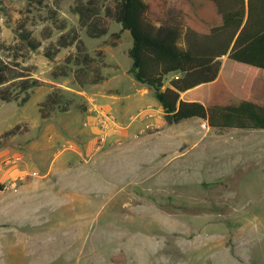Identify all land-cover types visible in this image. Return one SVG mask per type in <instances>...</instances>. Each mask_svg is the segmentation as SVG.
Listing matches in <instances>:
<instances>
[{"label":"rangeland","instance_id":"obj_1","mask_svg":"<svg viewBox=\"0 0 264 264\" xmlns=\"http://www.w3.org/2000/svg\"><path fill=\"white\" fill-rule=\"evenodd\" d=\"M74 4L0 0V56L43 81L24 104L0 100V264H264V129L168 123L130 73V30L92 38ZM73 28L102 51L97 84L74 64L53 75L76 46L46 53ZM53 85L70 106L44 119Z\"/></svg>","mask_w":264,"mask_h":264},{"label":"trees","instance_id":"obj_2","mask_svg":"<svg viewBox=\"0 0 264 264\" xmlns=\"http://www.w3.org/2000/svg\"><path fill=\"white\" fill-rule=\"evenodd\" d=\"M73 11L92 38L106 35L113 22L130 30V73L154 88L168 123L197 117L220 129H264V0H75ZM21 37L31 50L41 46L30 31ZM113 37L117 45L120 33ZM72 45L75 52L53 75H68L74 64L80 86L103 81L102 51L90 54L76 28L46 54L52 57ZM171 74L177 76L167 83ZM42 83L0 56L1 101L24 104ZM69 106L61 87L53 85L40 103L41 116Z\"/></svg>","mask_w":264,"mask_h":264},{"label":"built area","instance_id":"obj_3","mask_svg":"<svg viewBox=\"0 0 264 264\" xmlns=\"http://www.w3.org/2000/svg\"><path fill=\"white\" fill-rule=\"evenodd\" d=\"M103 115H104V119L103 120H105L106 123H109V121L115 123V117L112 114L103 112Z\"/></svg>","mask_w":264,"mask_h":264},{"label":"crops","instance_id":"obj_4","mask_svg":"<svg viewBox=\"0 0 264 264\" xmlns=\"http://www.w3.org/2000/svg\"><path fill=\"white\" fill-rule=\"evenodd\" d=\"M195 118H197V117H195Z\"/></svg>","mask_w":264,"mask_h":264}]
</instances>
